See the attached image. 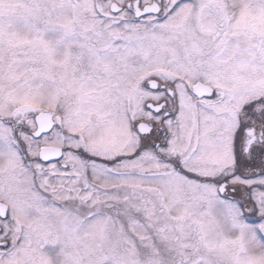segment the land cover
<instances>
[{"label": "snow or ice", "instance_id": "1", "mask_svg": "<svg viewBox=\"0 0 264 264\" xmlns=\"http://www.w3.org/2000/svg\"><path fill=\"white\" fill-rule=\"evenodd\" d=\"M0 264H264V0H0Z\"/></svg>", "mask_w": 264, "mask_h": 264}]
</instances>
